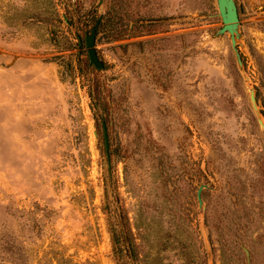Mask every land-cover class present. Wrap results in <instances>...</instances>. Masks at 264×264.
<instances>
[{
  "label": "rangeland",
  "instance_id": "374dc122",
  "mask_svg": "<svg viewBox=\"0 0 264 264\" xmlns=\"http://www.w3.org/2000/svg\"><path fill=\"white\" fill-rule=\"evenodd\" d=\"M235 3L241 64L216 0H0V264H264V0Z\"/></svg>",
  "mask_w": 264,
  "mask_h": 264
},
{
  "label": "water",
  "instance_id": "95a60500",
  "mask_svg": "<svg viewBox=\"0 0 264 264\" xmlns=\"http://www.w3.org/2000/svg\"><path fill=\"white\" fill-rule=\"evenodd\" d=\"M216 5L218 9V15L221 18L222 26L219 28L218 33L223 34L227 32L230 36L231 46L234 50L236 59L238 64H241V58L239 51L237 49V37H238V9L235 3V0H216ZM102 19V15L99 16L94 26L91 28L90 32H86L84 36L85 48L87 51L89 63L97 70L104 69L106 66L104 62L99 58L95 42H96V33L99 23ZM79 45H81V40L79 41ZM251 99L254 102L253 95ZM102 131H103V140L105 146L106 155L109 156V137H108V129L106 121H102ZM201 189L200 187L197 191V199L199 204H201Z\"/></svg>",
  "mask_w": 264,
  "mask_h": 264
},
{
  "label": "trees",
  "instance_id": "16d2710c",
  "mask_svg": "<svg viewBox=\"0 0 264 264\" xmlns=\"http://www.w3.org/2000/svg\"><path fill=\"white\" fill-rule=\"evenodd\" d=\"M101 22V21H100ZM100 24V23H99ZM99 27V26H98ZM97 33H98V28H97ZM97 33H96V35H97Z\"/></svg>",
  "mask_w": 264,
  "mask_h": 264
}]
</instances>
